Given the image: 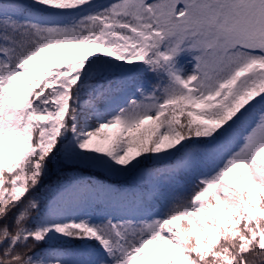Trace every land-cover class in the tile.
<instances>
[{
	"label": "snow or ice",
	"instance_id": "1",
	"mask_svg": "<svg viewBox=\"0 0 264 264\" xmlns=\"http://www.w3.org/2000/svg\"><path fill=\"white\" fill-rule=\"evenodd\" d=\"M0 264H264V0H0Z\"/></svg>",
	"mask_w": 264,
	"mask_h": 264
},
{
	"label": "rangeland",
	"instance_id": "2",
	"mask_svg": "<svg viewBox=\"0 0 264 264\" xmlns=\"http://www.w3.org/2000/svg\"><path fill=\"white\" fill-rule=\"evenodd\" d=\"M89 50L94 51L95 49L92 48V46H88V45H81L78 47V54L83 55L85 53H87ZM59 50L58 49H53L50 50V52L48 53V55H58ZM60 62H69L66 58L64 57H59V59L56 61V63H60ZM36 66L39 68L41 67V62H36ZM109 132L115 131V130H108ZM224 219H226V217H222Z\"/></svg>",
	"mask_w": 264,
	"mask_h": 264
},
{
	"label": "trees",
	"instance_id": "3",
	"mask_svg": "<svg viewBox=\"0 0 264 264\" xmlns=\"http://www.w3.org/2000/svg\"><path fill=\"white\" fill-rule=\"evenodd\" d=\"M180 191L181 192H184V191H187V190H184V189H182V187L180 188ZM250 259H252V257H250Z\"/></svg>",
	"mask_w": 264,
	"mask_h": 264
}]
</instances>
